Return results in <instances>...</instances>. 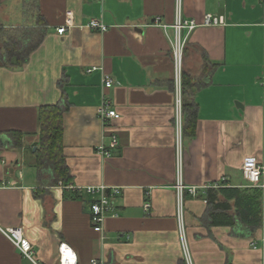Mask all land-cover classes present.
<instances>
[{"label": "crops", "instance_id": "obj_1", "mask_svg": "<svg viewBox=\"0 0 264 264\" xmlns=\"http://www.w3.org/2000/svg\"><path fill=\"white\" fill-rule=\"evenodd\" d=\"M208 14L225 23L182 29L177 68L175 24ZM263 19L260 0H0V227L21 228L40 264H59L63 242L79 264H264V202L249 229L218 192L248 188L245 159L264 160ZM26 31L35 47L13 64L4 46ZM62 101L69 179L52 185L36 164L39 115ZM104 102L120 118L105 124ZM178 143L195 196L179 195ZM101 185L119 190L102 233L91 222L99 194L79 190ZM0 264L36 263L0 230Z\"/></svg>", "mask_w": 264, "mask_h": 264}, {"label": "built area", "instance_id": "obj_2", "mask_svg": "<svg viewBox=\"0 0 264 264\" xmlns=\"http://www.w3.org/2000/svg\"><path fill=\"white\" fill-rule=\"evenodd\" d=\"M264 6V0H260ZM158 21V20H157ZM158 23V22H157ZM225 21L222 17H214L212 15H205L201 20L192 19L190 21H182L178 19L177 23L175 24V28L177 31L176 37V45H175V59H176V66L177 68L181 67L182 61V49L183 44L180 41L181 39V31L184 28H187L188 31H192L199 26H212V25H221L224 24ZM88 26L94 30L106 31L108 29V25L104 24L103 22L99 21L98 19H92ZM263 26H264V19H263ZM66 30L65 27L58 29L60 34L64 33ZM104 84L106 87H112L114 84L113 78L105 74L103 78ZM99 116L102 121L107 124L111 119H118L120 118V114L110 107L109 102H104L101 108L99 109ZM119 145V141L116 136H112L111 147L116 148ZM98 152L102 154L109 155L110 150L107 149L104 145H101L98 148ZM178 191L179 195H183L184 191H189L194 196L198 193V187L191 186L185 187L181 182V161H182V146L178 143ZM243 176L248 182L249 187H256L262 190L263 192V202H264V160L259 161L254 156H248L242 166ZM73 188V186H70ZM79 190L84 191L91 195H98L92 204H91V222L93 229L96 232L102 233L104 230V225L106 219L111 213L112 210V198L115 197L119 190L116 187L109 189L105 185L101 186H87L83 188H79ZM144 208L146 211H149L151 208V203L146 199L144 203ZM113 216H117L113 214ZM0 230L2 233L12 241V243L28 258L32 259L36 264H40L36 261L34 256V251L32 248V244L29 239L24 235L23 230L19 227H9V228H1ZM264 244V238H263ZM92 264H104L97 259L91 261ZM59 264H79V259L76 251L67 243L63 242L59 246Z\"/></svg>", "mask_w": 264, "mask_h": 264}, {"label": "trees", "instance_id": "obj_3", "mask_svg": "<svg viewBox=\"0 0 264 264\" xmlns=\"http://www.w3.org/2000/svg\"><path fill=\"white\" fill-rule=\"evenodd\" d=\"M35 34L30 31L24 32V38H12V41L9 44L4 46L5 53L4 57L8 60L12 57H16V63L21 64L25 62L26 56L30 54L35 45L33 42ZM37 44L42 40L40 35H37ZM26 40H31L33 44L25 42ZM37 46V45H36ZM66 104L64 101L59 102L54 105H45L40 109L39 122L41 128V140L40 145L37 148L35 154L37 158V168L39 172L46 170L53 171V180L52 185H57L60 180L64 182L69 178V172L67 165L65 163V156L63 154V145H62V135H63V124L62 116L66 110ZM18 133V132H17ZM14 132L16 141L18 139V145H20L19 139L21 135ZM219 194L224 196L226 199L235 200V207L237 209V218L241 221V224L249 229L259 228L263 224V192L261 189L256 187L248 188H238V187H221L219 189ZM217 194V191L209 190L208 192V201L211 202V195ZM218 215L214 213L212 215V223L219 222ZM229 220L227 223L234 224L235 219L229 215Z\"/></svg>", "mask_w": 264, "mask_h": 264}]
</instances>
